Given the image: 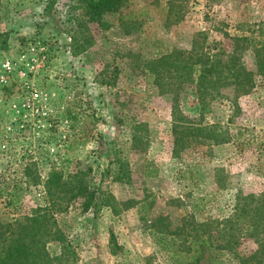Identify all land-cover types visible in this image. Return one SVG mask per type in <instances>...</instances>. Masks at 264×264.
Segmentation results:
<instances>
[{"label":"rangeland","instance_id":"374dc122","mask_svg":"<svg viewBox=\"0 0 264 264\" xmlns=\"http://www.w3.org/2000/svg\"><path fill=\"white\" fill-rule=\"evenodd\" d=\"M104 20L103 27L88 22L71 0H0V32L9 33L0 65L6 58L17 61L31 48L45 56L35 75L16 74L0 87V187L7 195L17 191L11 197L17 211L10 214L18 215L43 199L41 186L25 182L27 166L42 178L53 170L64 176L82 171L94 188L110 193L114 207L97 217L91 211L82 214L79 205L70 208L63 230L77 264H176L151 238L158 217L168 216L176 225L184 213L193 212L194 198L205 197L200 215L193 214L220 219L238 192L264 191V84L256 75L255 89L238 98L236 110L233 91L224 90L208 115H196L184 98L189 90L179 92L184 116L194 124L215 122L232 139L175 157L173 95L153 85L149 62L176 50L188 52L200 32L219 41L227 58L238 57L256 72L253 46L264 41V0H128ZM73 33L87 45L85 54H71ZM35 88L47 95L48 105L40 113L24 112L27 91ZM114 151L128 181L111 180L118 169L111 165ZM217 167L226 174V188L219 192ZM187 168L198 186L183 173ZM111 232L119 246L115 255ZM48 251L57 255L60 244L50 243Z\"/></svg>","mask_w":264,"mask_h":264},{"label":"trees","instance_id":"16d2710c","mask_svg":"<svg viewBox=\"0 0 264 264\" xmlns=\"http://www.w3.org/2000/svg\"><path fill=\"white\" fill-rule=\"evenodd\" d=\"M71 1L81 6L88 22L103 27L106 24L104 18L120 12L128 0ZM49 3L52 5L53 2ZM261 25L264 36V23ZM71 36V54H85L87 45L78 41L74 33ZM8 42L9 33L0 32V51L8 49ZM253 50L257 59L256 72L246 69L238 57L227 58L219 41L209 40L206 34L198 32L188 52L176 50L149 62L151 67L147 74L153 85L162 94L173 95L171 135L175 157L192 147L219 146L231 141L232 137L221 131L215 122H191L183 115L177 95L189 90L184 98L196 115H208L213 104L221 99L222 92L229 89L233 91L231 105L236 110L238 98L248 96L255 89L256 75L264 84V59L260 58L264 41L255 44ZM155 63L158 65H153ZM119 157V152L114 151L111 165H118V169L113 176L111 169L106 173L114 182H125L128 176ZM213 171L219 192L226 188V174L222 167ZM183 173L189 174L193 187L198 186L190 168ZM23 177L27 185L41 186L43 199H37L28 211L11 215V210L17 211L11 198H16L17 191L7 195L0 187V264H77L75 248L63 230L65 216L70 208L79 205L82 214L91 211L93 217H97L114 207L110 193L100 187L94 188L82 171L64 176L53 170L42 178L27 166ZM205 199L194 198L191 202L193 212L184 213L176 225L168 221V216H160L154 221L150 235L159 249L176 264H264V191L258 194L238 192L228 213L220 219L196 218L194 214L200 215ZM176 202L182 204L178 199ZM52 242L60 244V251L55 256L48 251ZM109 243L112 255L117 254L119 246L112 232ZM246 245L253 247L245 250Z\"/></svg>","mask_w":264,"mask_h":264},{"label":"built area","instance_id":"2783aa9c","mask_svg":"<svg viewBox=\"0 0 264 264\" xmlns=\"http://www.w3.org/2000/svg\"><path fill=\"white\" fill-rule=\"evenodd\" d=\"M34 48L27 49L19 55V59L14 61L12 59H3L0 65V87L7 85L10 79L16 74L18 77L27 76L31 74L35 75L40 67V63L45 61V56L42 53L36 52L33 54ZM48 105V97L40 89H30L22 103V109L33 113H40ZM14 109H17L16 105H12ZM45 114V113H44Z\"/></svg>","mask_w":264,"mask_h":264}]
</instances>
